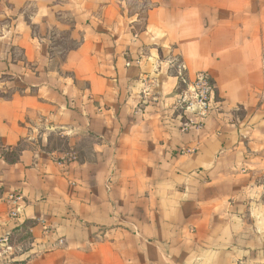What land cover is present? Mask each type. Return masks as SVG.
Instances as JSON below:
<instances>
[{
    "label": "crops",
    "instance_id": "1",
    "mask_svg": "<svg viewBox=\"0 0 264 264\" xmlns=\"http://www.w3.org/2000/svg\"><path fill=\"white\" fill-rule=\"evenodd\" d=\"M200 72L214 111L185 131ZM0 149V264H264V0H0Z\"/></svg>",
    "mask_w": 264,
    "mask_h": 264
},
{
    "label": "built area",
    "instance_id": "2",
    "mask_svg": "<svg viewBox=\"0 0 264 264\" xmlns=\"http://www.w3.org/2000/svg\"><path fill=\"white\" fill-rule=\"evenodd\" d=\"M181 68H184L181 66ZM187 88L177 99V105L182 110L188 119L181 121L183 130L201 129L205 125L206 119L214 111V103L216 98L215 87L211 81L210 76L206 72L197 73L192 81L183 79ZM3 158L0 150V159ZM66 158V157H65ZM69 158L68 160L74 159ZM9 206V216L11 219H18L21 211L26 203L25 196L22 192L10 193L7 197ZM46 231L48 230L45 227ZM9 237L6 236L1 240L2 243L7 244ZM64 240L61 239L59 244H63ZM9 248V247H8Z\"/></svg>",
    "mask_w": 264,
    "mask_h": 264
},
{
    "label": "rangeland",
    "instance_id": "3",
    "mask_svg": "<svg viewBox=\"0 0 264 264\" xmlns=\"http://www.w3.org/2000/svg\"><path fill=\"white\" fill-rule=\"evenodd\" d=\"M127 6L132 13H139L141 14L143 9L146 7L148 0H126ZM145 6V7H144ZM51 46L53 47L52 53L54 57L53 61V67L56 68L60 63L64 60V57L66 53L77 46V41H74L73 39L69 38V32H57L53 35V41L51 43ZM155 87V86H154ZM147 91L150 92V87L146 88ZM146 91V93H147ZM7 92L6 94H8ZM148 95V94H146ZM160 99L153 95V96H145L140 104V106L145 104H150L151 101L158 102ZM175 105V116L176 118L180 119V121H185L188 119V115H186L182 110L179 109L177 105V100L174 103ZM140 109V108H139ZM190 130V129H189ZM187 131V130H186ZM49 142L46 146V149L51 150L52 148H56L58 151H61L64 155V159H69L73 157H80L79 151H83L84 153L88 150H90L93 140L89 138H84L82 141L79 142L78 148L74 149L69 146L67 143L66 138L57 133H52L49 135ZM1 150V149H0ZM19 150L15 149L12 151H4L1 150L4 154H17ZM2 153V155H3ZM4 157V156H3ZM66 157V158H65Z\"/></svg>",
    "mask_w": 264,
    "mask_h": 264
},
{
    "label": "trees",
    "instance_id": "4",
    "mask_svg": "<svg viewBox=\"0 0 264 264\" xmlns=\"http://www.w3.org/2000/svg\"><path fill=\"white\" fill-rule=\"evenodd\" d=\"M2 153H3V152H2ZM3 156H4L5 160H7V161H9V162H14V161H16L17 158H18V153H17V154H13V155H11V154H4V153H3Z\"/></svg>",
    "mask_w": 264,
    "mask_h": 264
}]
</instances>
